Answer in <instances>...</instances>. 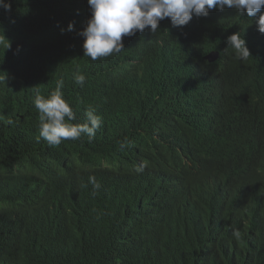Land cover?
Instances as JSON below:
<instances>
[{
	"label": "trees",
	"instance_id": "1",
	"mask_svg": "<svg viewBox=\"0 0 264 264\" xmlns=\"http://www.w3.org/2000/svg\"><path fill=\"white\" fill-rule=\"evenodd\" d=\"M6 2L0 264H264V34L255 19L227 8L181 28L166 18L92 61L78 35L87 0ZM238 32L245 61L226 49ZM60 80L69 122L85 123L92 108L102 123L91 139L50 147L33 101Z\"/></svg>",
	"mask_w": 264,
	"mask_h": 264
},
{
	"label": "clouds",
	"instance_id": "2",
	"mask_svg": "<svg viewBox=\"0 0 264 264\" xmlns=\"http://www.w3.org/2000/svg\"><path fill=\"white\" fill-rule=\"evenodd\" d=\"M87 3L90 19L78 35L84 41V57L92 61L121 53L124 50L123 37L134 36L137 32L143 33L146 29L155 33L160 22L166 18L170 20L172 27L181 28L189 24L193 17H206L212 10L223 12L227 8L240 14L246 12L249 20L255 19L257 30L264 34V13H261V9L264 10V0H87ZM0 9L10 11L11 4L0 0ZM258 13L260 15L256 19ZM73 27L70 23L67 30L72 31ZM225 43L226 49L233 50L235 60L245 61L250 57L246 41L239 32L228 36ZM73 79L80 87H83L86 81L83 74H77ZM4 80L5 76L3 82ZM62 88L63 80H60L55 91L47 97L37 94L33 101L39 114V137L50 147L82 137L91 139L102 123L101 117L96 115L95 109L92 108L85 113V123H70L69 121L75 119V115L70 104L63 98ZM144 167L140 164L135 171L142 173ZM88 182L93 186L95 195V190L100 188V184L94 176H90ZM234 235L239 236V231L235 230Z\"/></svg>",
	"mask_w": 264,
	"mask_h": 264
},
{
	"label": "water",
	"instance_id": "3",
	"mask_svg": "<svg viewBox=\"0 0 264 264\" xmlns=\"http://www.w3.org/2000/svg\"><path fill=\"white\" fill-rule=\"evenodd\" d=\"M218 53H215V52H212L210 53L208 56H207V59L210 61V62H214L217 60L218 58Z\"/></svg>",
	"mask_w": 264,
	"mask_h": 264
}]
</instances>
